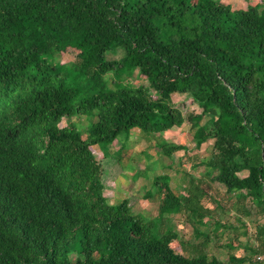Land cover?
Segmentation results:
<instances>
[{
    "label": "trees",
    "instance_id": "obj_1",
    "mask_svg": "<svg viewBox=\"0 0 264 264\" xmlns=\"http://www.w3.org/2000/svg\"><path fill=\"white\" fill-rule=\"evenodd\" d=\"M185 123L203 176L156 175L153 217L111 204L108 162L131 140L173 159ZM0 264H264V0H0Z\"/></svg>",
    "mask_w": 264,
    "mask_h": 264
},
{
    "label": "rangeland",
    "instance_id": "obj_2",
    "mask_svg": "<svg viewBox=\"0 0 264 264\" xmlns=\"http://www.w3.org/2000/svg\"><path fill=\"white\" fill-rule=\"evenodd\" d=\"M258 0H225V2L231 3L237 9H244L251 3H255ZM122 51L118 54H110V58L120 57ZM75 59V54L73 52H67L63 54L62 62H68ZM134 82L139 84L143 82L141 78H135ZM145 84L148 82L145 81ZM173 102L180 107L185 114L189 113H200L202 107H200L196 102L193 101L190 95L185 93H174ZM64 125L66 122L63 123ZM86 119L82 121V125L86 126ZM190 123H185L181 127H174L172 130L165 133V139L169 142L185 144L188 150H179L175 153L174 158L163 157L159 153V149L146 147L144 141L135 142L133 140L128 142V147L131 156L129 157L132 161V167H127L126 169L122 167L115 159L111 160L107 164V189L105 190V195L109 197V202L111 204H117L122 198L130 196L133 201H136L135 210L143 213L147 217H153L158 214V205L155 202H151L144 198V193L146 190L150 189L151 182L153 178L162 173H167L172 177V183L174 186L179 184H184V172L190 171L197 176H203L205 166L201 164V160L207 156L212 150L213 141L210 140L203 144L201 148H196L195 143L190 139ZM123 141H115L112 145L116 148L121 146ZM105 146L103 144H95L94 149L98 156L101 152L105 151ZM150 150V153H143V150ZM139 157V158H138ZM138 158V160H134ZM128 159V160H129ZM182 160V165L179 161ZM194 165H197L195 167ZM143 170L142 174L136 178V172ZM211 198H207L205 201L209 206L217 205V200H222L223 204L227 208H231L232 201L226 195V188L218 182H214L212 189H209ZM230 214V213H229ZM232 214V213H231ZM257 215H253L256 218ZM174 225L180 234H184L190 237L192 228L186 225L182 219L175 218ZM248 225L251 233L256 232V226L251 220H248ZM242 250L240 251V253ZM75 257V256H74Z\"/></svg>",
    "mask_w": 264,
    "mask_h": 264
}]
</instances>
